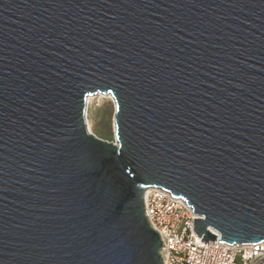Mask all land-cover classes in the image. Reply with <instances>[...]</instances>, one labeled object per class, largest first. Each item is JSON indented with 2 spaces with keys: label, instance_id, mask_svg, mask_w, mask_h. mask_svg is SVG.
<instances>
[{
  "label": "water",
  "instance_id": "95a60500",
  "mask_svg": "<svg viewBox=\"0 0 264 264\" xmlns=\"http://www.w3.org/2000/svg\"><path fill=\"white\" fill-rule=\"evenodd\" d=\"M149 187L264 241V0H0V264H162Z\"/></svg>",
  "mask_w": 264,
  "mask_h": 264
},
{
  "label": "built area",
  "instance_id": "2783aa9c",
  "mask_svg": "<svg viewBox=\"0 0 264 264\" xmlns=\"http://www.w3.org/2000/svg\"><path fill=\"white\" fill-rule=\"evenodd\" d=\"M143 204L144 215L163 244L162 264H264V241L229 245L219 242L214 231L215 240L201 241L202 236H197L193 229L197 216L191 207L162 188L145 189Z\"/></svg>",
  "mask_w": 264,
  "mask_h": 264
},
{
  "label": "rangeland",
  "instance_id": "374dc122",
  "mask_svg": "<svg viewBox=\"0 0 264 264\" xmlns=\"http://www.w3.org/2000/svg\"><path fill=\"white\" fill-rule=\"evenodd\" d=\"M89 103L85 106V124L87 131L95 137L114 142V102L108 94L97 93L90 96Z\"/></svg>",
  "mask_w": 264,
  "mask_h": 264
},
{
  "label": "bare ground",
  "instance_id": "6f19581e",
  "mask_svg": "<svg viewBox=\"0 0 264 264\" xmlns=\"http://www.w3.org/2000/svg\"><path fill=\"white\" fill-rule=\"evenodd\" d=\"M90 96H88L87 98H86V103H89V101H90Z\"/></svg>",
  "mask_w": 264,
  "mask_h": 264
}]
</instances>
